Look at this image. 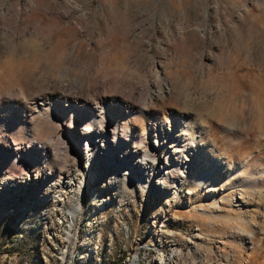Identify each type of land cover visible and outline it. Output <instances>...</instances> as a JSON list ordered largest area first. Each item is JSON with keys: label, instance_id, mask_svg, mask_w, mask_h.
<instances>
[{"label": "rangeland", "instance_id": "1", "mask_svg": "<svg viewBox=\"0 0 264 264\" xmlns=\"http://www.w3.org/2000/svg\"><path fill=\"white\" fill-rule=\"evenodd\" d=\"M261 170L264 0H0V264H264Z\"/></svg>", "mask_w": 264, "mask_h": 264}, {"label": "bare ground", "instance_id": "2", "mask_svg": "<svg viewBox=\"0 0 264 264\" xmlns=\"http://www.w3.org/2000/svg\"><path fill=\"white\" fill-rule=\"evenodd\" d=\"M65 100V99H64ZM43 101V100H42ZM42 101H35L32 103V106L33 107H38V105H42ZM59 101V100H57ZM67 101V100H66ZM44 104V103H43ZM65 104V103H64ZM66 105V104H65ZM83 133L85 134V137L87 136L86 134L88 133L87 130L85 129H82ZM114 134V133H113ZM100 148L102 147L103 149H106L107 148V144L105 143H101ZM244 168V165H241L239 166V170H242ZM166 169V168H165ZM258 176H255L253 178L252 181H259L260 182V187L264 186V170H261L259 173H257ZM137 180H142L143 181V178L140 177V176H137L136 177ZM221 179H219V176L217 175L216 172L214 171H208L206 173H204L201 177H200V183H204V187L207 188L208 190H216L217 191V185L219 184V181ZM136 181V180H135ZM213 181V183H211ZM163 183V182H162ZM223 185V184H222ZM245 184L243 185H240V187H243ZM257 184H253L252 188L250 191H247V190H244L242 191L243 193H240V197H239V201L241 202H244V203H247V201L249 199H253L252 197L256 194L257 195V192H262L260 191L259 189H256ZM215 186V188H214ZM258 186V185H257ZM259 190V191H258ZM258 196V195H257ZM249 203V201H248ZM77 208L76 207H73V209L71 210L70 214H74L76 212ZM256 216V215H255ZM254 217V216H253ZM252 217V218H253ZM254 219V218H253ZM253 221V220H252ZM241 223V222H240Z\"/></svg>", "mask_w": 264, "mask_h": 264}]
</instances>
